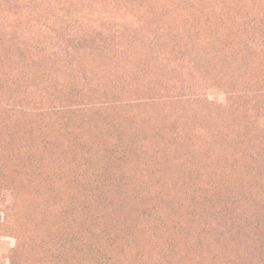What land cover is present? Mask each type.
<instances>
[{"label": "rangeland", "instance_id": "rangeland-1", "mask_svg": "<svg viewBox=\"0 0 264 264\" xmlns=\"http://www.w3.org/2000/svg\"><path fill=\"white\" fill-rule=\"evenodd\" d=\"M0 264H264V0H0Z\"/></svg>", "mask_w": 264, "mask_h": 264}]
</instances>
